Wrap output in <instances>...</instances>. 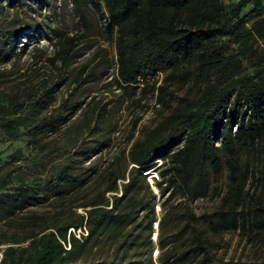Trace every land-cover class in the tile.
<instances>
[{
  "label": "trees",
  "instance_id": "16d2710c",
  "mask_svg": "<svg viewBox=\"0 0 264 264\" xmlns=\"http://www.w3.org/2000/svg\"><path fill=\"white\" fill-rule=\"evenodd\" d=\"M91 3L115 41L121 86L134 87L139 78L164 72L163 83L153 87L159 91L158 102L171 113L161 131L131 146L129 160L134 165L128 174L115 160L97 172L83 162L102 146L110 129V111L96 96L88 102L71 103L73 109L85 106L88 115L75 127L77 137L68 138L61 153L55 155L62 158L55 165L57 173L46 180L34 177L33 182L15 163L5 170L0 168V246L6 245L0 264H140L121 260L129 247L152 243L154 193L145 172L159 159L164 162L158 186L162 195L169 193L168 200L206 197L211 184L227 173L229 189L222 205L210 216V227L227 231L251 221L260 230L257 238L261 237L264 203L252 196L247 204L244 190L252 166L264 176V53L253 46L257 37L264 38V17L249 26L240 14L250 3L260 13L262 0ZM6 5L11 7L12 0H0V11ZM20 23L0 25V44L6 47L4 63L18 54ZM27 24L34 28L42 25L37 19ZM80 36H67L64 44L71 47ZM57 38L62 39L59 31ZM25 52L26 47L22 49ZM61 60L67 65V54ZM83 71L75 74L74 82L81 79ZM188 79L206 88L193 101L174 106V91L169 87ZM54 91L50 88L47 98L54 97ZM49 102L44 96L31 98L29 93L16 116L12 117L10 110L1 113L0 127L10 140L20 138L26 134L20 129L23 122L39 117ZM32 129L34 133L41 130L29 127ZM85 131L88 135L81 136ZM73 146H77L75 151ZM243 151L253 159H243ZM120 179L127 181L119 183ZM109 192L112 194L107 195ZM47 203L63 205L52 219L41 210ZM78 208L84 211L78 212ZM183 218L184 229H193L191 244L182 255H169L164 264H264V260L217 257L207 247L201 229L193 225L196 213L187 209ZM71 228L80 229L82 234L76 236ZM110 236L115 251L123 252L119 262L109 257L97 261L94 256L76 261L84 251L86 256L94 254L91 242ZM86 246L89 249L84 250ZM161 246L170 250L167 241Z\"/></svg>",
  "mask_w": 264,
  "mask_h": 264
},
{
  "label": "rangeland",
  "instance_id": "374dc122",
  "mask_svg": "<svg viewBox=\"0 0 264 264\" xmlns=\"http://www.w3.org/2000/svg\"><path fill=\"white\" fill-rule=\"evenodd\" d=\"M262 3L264 5V0ZM253 8L254 4L250 3L240 14L246 18L249 26L264 17V6L260 13ZM33 19H37L42 25L37 28L29 27L27 23L33 22ZM15 22H22L17 26L22 32L17 40L18 54L4 63L6 47L0 44V119L1 113L6 110L12 112V117L16 116L27 102L29 93L31 98L44 96V101L49 99L50 102L39 117L23 122L20 129L25 130L26 134L18 139L10 140L0 127V168L5 170L11 163H15L18 165L17 169L29 175L33 182L36 181L34 177L46 180L49 175L57 173L55 165L62 158L55 155L61 153L68 138L77 137L75 127L88 115L85 106L73 109L70 108L71 103L82 100L88 102L96 96V100L107 105L111 124L103 137L102 146H98V150L91 153L83 164L99 172L115 160L121 170H126L128 174L134 165L129 160L131 146L135 141L161 131L171 113L170 109L158 102L159 91L153 87L154 83L156 87L162 84L166 74L158 72L146 79L139 78L134 87L121 86L117 78L115 41L107 33L104 20L94 9L91 0H12L11 7L6 5L0 11V25H15ZM57 31L62 35L61 40L57 38ZM78 35L81 36L73 46L64 44L67 36ZM253 46L264 53V38L257 37ZM24 47L26 52L22 53ZM66 54L69 61L64 65L61 58ZM82 68L84 71L81 79L74 82L75 74ZM50 88L55 89L54 97L47 98ZM169 88L174 91L172 104L176 106L181 102L187 104L190 100L193 101L206 85L188 79L175 82ZM32 126L40 127L41 130L34 133L36 130H29ZM87 135L88 131H85L81 136ZM76 149L77 146H73L72 151ZM242 154L247 161L253 159L245 151ZM17 157L19 160L15 161ZM163 162L162 159L155 161L145 172L154 193L152 243L150 246L143 244L129 247L126 252L128 255L122 262L132 260L139 261L140 264H164L163 260L169 255H182L193 238V229H184L186 221L183 217L187 209L196 213L198 219L193 225L201 229L207 247L217 257L225 260H264V232L257 238L260 230L254 222L245 221L239 228L227 231H216L210 227V216L222 205V197L229 189L227 173L219 182L211 184L212 190L206 197L192 200L177 196L168 200L169 193L162 195L158 186L162 179L159 170ZM250 169L252 174L244 190L246 202L250 204L253 196L264 203V176L253 166ZM125 181L127 180L120 179L119 183ZM216 187L218 188L214 189ZM91 193L93 194L92 191L87 192L89 195ZM109 194L112 192L107 195ZM61 206L63 205L47 203L41 210L47 212L48 218L52 219L62 209ZM172 209L173 213L169 214ZM77 210L83 212L84 208ZM163 219L164 226L161 227ZM70 230L76 236L82 234L80 229ZM111 241L110 236L91 242L94 254L86 256L88 252L84 251L76 261L83 262L94 256L97 261L99 258L109 257L119 262L123 252L120 249L115 251L116 244ZM166 241L169 251L161 246ZM5 246H0V256L2 247ZM87 249L89 248L86 246L84 250ZM150 259L152 262H149Z\"/></svg>",
  "mask_w": 264,
  "mask_h": 264
}]
</instances>
